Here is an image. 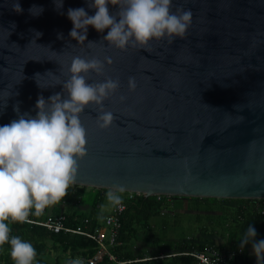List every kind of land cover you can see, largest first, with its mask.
<instances>
[{"label":"water","instance_id":"95a60500","mask_svg":"<svg viewBox=\"0 0 264 264\" xmlns=\"http://www.w3.org/2000/svg\"><path fill=\"white\" fill-rule=\"evenodd\" d=\"M12 2L0 0V126L25 113L35 117L39 96L62 93L72 57H110L103 74L90 72L87 82H120L103 102L114 116L110 126L97 125L94 104L80 114L86 154L70 185L264 200V0H172L170 11L192 12L185 34L126 50L103 40L109 29L88 26L82 44L69 36L68 9L94 15V0H62L59 8V0H16L19 13ZM108 8L114 15L119 6ZM200 237L217 244L216 236Z\"/></svg>","mask_w":264,"mask_h":264},{"label":"clouds","instance_id":"9594fccd","mask_svg":"<svg viewBox=\"0 0 264 264\" xmlns=\"http://www.w3.org/2000/svg\"><path fill=\"white\" fill-rule=\"evenodd\" d=\"M109 4L119 6L116 14H110ZM12 7L22 12L16 0ZM57 7H62V0ZM88 7L96 9L94 15H88L84 8L68 9L67 16L73 24L69 36L82 44L87 39L88 26L99 32L109 29L103 40L120 50L144 46L153 39L182 37L192 19L191 10L177 7L175 12L170 11L172 0H94ZM33 9L38 8L34 5L29 11L33 13ZM40 35L36 33L37 37ZM105 62L111 64L112 60L72 57L62 93L47 100L39 96L35 117L25 113L0 126V247L10 244L14 264H33L36 250L30 242L11 236L9 223H31L30 215L40 216L47 207L59 202L76 179L78 160L86 154L87 144L80 114L94 104L99 107L96 122L100 128L110 126L114 120L113 114L105 111L103 102L119 89V80L109 77L103 82H87L90 72L103 74ZM128 83L130 90L135 89L134 78L130 77ZM120 99L124 101L125 97ZM14 111L19 113L18 104ZM123 191V188L109 190L108 203L113 207L121 205L122 197L118 193ZM255 236V228L249 226L240 239V247ZM252 248L257 264H264V240L253 242ZM70 264H83V261L76 259Z\"/></svg>","mask_w":264,"mask_h":264},{"label":"trees","instance_id":"16d2710c","mask_svg":"<svg viewBox=\"0 0 264 264\" xmlns=\"http://www.w3.org/2000/svg\"><path fill=\"white\" fill-rule=\"evenodd\" d=\"M89 194V195H88ZM102 191L69 185L66 195L54 204L50 218L58 215L66 216V225L77 227L88 220L91 232L102 226L100 209L104 197ZM88 202L89 212H83L82 201ZM182 202L188 205L183 213L195 215L196 230L194 234L179 241H173L169 245H163L152 237L153 225L150 220L166 215L177 216L179 212H170V204ZM125 211L120 218V230L116 245L109 248L111 255L119 262L132 261L130 264H196L190 256H174L169 258L151 259L139 261L144 258H155L161 254L171 255L180 252H205L208 247H216L220 250L240 249L242 254L238 256L235 264H244L247 247L252 242L264 240V200H231L209 198H175V197H145L134 196L125 199ZM74 211L72 212V209ZM66 209V211H63ZM71 210V211H69ZM34 212V209L32 210ZM215 212L217 214H215ZM205 223H201V218ZM28 219L41 221L46 219L44 215H30ZM162 223V227H164ZM11 236H19L22 240L30 242L36 250L33 264H70L77 258H92L98 251V245L85 236L75 234H53L45 228L29 224L27 222L9 223ZM252 226L256 230V236L243 248L240 247V239L246 233L247 228ZM213 235L222 240L224 244L218 245L211 240L196 236ZM139 242L142 246H139ZM54 253V254H53ZM53 254L52 262L46 257ZM0 264H14L10 256V244L5 243L0 247ZM97 264H114L107 256Z\"/></svg>","mask_w":264,"mask_h":264},{"label":"built area","instance_id":"2783aa9c","mask_svg":"<svg viewBox=\"0 0 264 264\" xmlns=\"http://www.w3.org/2000/svg\"><path fill=\"white\" fill-rule=\"evenodd\" d=\"M73 186V185H72ZM102 195L106 198V193L109 190H101ZM122 197V204L119 206L112 207L110 212L103 217L102 226L94 232H91L89 229L88 220L85 219L83 224L77 227H71L66 225V216L58 215L53 218H46L41 221H35L33 219H29L31 223L36 226H40L45 228L48 232L53 234H75L85 236L93 240L98 245V251L95 255L90 259L85 258H77L83 261V264H97L102 256H107L109 261L114 264H130L132 261L119 262L115 259L113 255L109 252V248L114 247L117 243V237L120 230V218L123 212L125 211V199H132L134 196H141L140 194L131 193V192H120L118 193ZM143 196V195H142ZM160 196H157L159 198ZM49 207H47L42 215H45L48 212ZM35 211V210H34ZM242 254L240 249L237 250H220L216 247H208L205 252H180L177 254L171 255H159L155 258H144L139 261H148L151 259H160L174 257V256H190L194 258L196 264H235L238 256ZM76 260V259H75ZM71 262V261H70Z\"/></svg>","mask_w":264,"mask_h":264},{"label":"rangeland","instance_id":"374dc122","mask_svg":"<svg viewBox=\"0 0 264 264\" xmlns=\"http://www.w3.org/2000/svg\"><path fill=\"white\" fill-rule=\"evenodd\" d=\"M89 195V194H88ZM88 202H85V198L82 201L83 205V212H89L90 208L87 205ZM170 212L176 213V217L173 218V216L166 215L164 217L160 218H153L150 220V224L153 225L152 230V237L150 239H155V241L162 243L163 245H169L173 241H179L181 239H185L187 237H190L192 234H194L196 230V226L198 223H196L195 215H188L187 213H183V210L186 209L188 205L186 203L182 202H174L170 205ZM112 205H110L107 201V198H104L103 205L100 209V219L102 221V217L110 212L112 209ZM215 214H217L215 212ZM205 218H201V223H205ZM162 223H164V227H162ZM197 237V236H196ZM139 246H142V243L139 242ZM54 254V253H53ZM53 254L46 257V260L48 262H52L53 260Z\"/></svg>","mask_w":264,"mask_h":264},{"label":"crops","instance_id":"0c3cea01","mask_svg":"<svg viewBox=\"0 0 264 264\" xmlns=\"http://www.w3.org/2000/svg\"><path fill=\"white\" fill-rule=\"evenodd\" d=\"M54 207V205L49 206L48 212L44 215L45 218H49L50 217V213L52 208ZM80 209L83 211L84 208L80 207ZM63 211H66V209H64ZM71 211V210H69ZM74 211V208L72 209V212ZM218 245H223L224 242L222 240H219V238H217V242ZM253 243V242H252ZM252 243H250L247 247V251H246V256H245V262L244 264H257V258L254 255L253 252V248H252Z\"/></svg>","mask_w":264,"mask_h":264}]
</instances>
